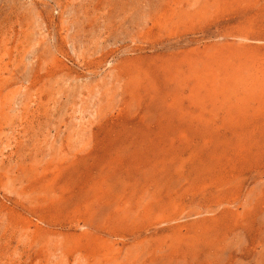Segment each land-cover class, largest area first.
Here are the masks:
<instances>
[{"label": "rangeland", "instance_id": "374dc122", "mask_svg": "<svg viewBox=\"0 0 264 264\" xmlns=\"http://www.w3.org/2000/svg\"><path fill=\"white\" fill-rule=\"evenodd\" d=\"M0 264H264V0H0Z\"/></svg>", "mask_w": 264, "mask_h": 264}]
</instances>
